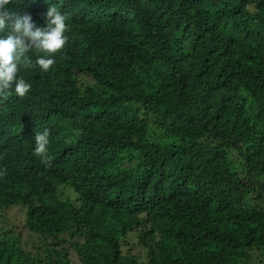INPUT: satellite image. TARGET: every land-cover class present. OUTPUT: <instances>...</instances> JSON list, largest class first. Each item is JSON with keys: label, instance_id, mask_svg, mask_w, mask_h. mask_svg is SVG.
Here are the masks:
<instances>
[{"label": "trees", "instance_id": "1", "mask_svg": "<svg viewBox=\"0 0 264 264\" xmlns=\"http://www.w3.org/2000/svg\"><path fill=\"white\" fill-rule=\"evenodd\" d=\"M52 5L64 48L0 98V264H264V0L10 7L42 25Z\"/></svg>", "mask_w": 264, "mask_h": 264}, {"label": "clouds", "instance_id": "2", "mask_svg": "<svg viewBox=\"0 0 264 264\" xmlns=\"http://www.w3.org/2000/svg\"><path fill=\"white\" fill-rule=\"evenodd\" d=\"M11 0H0V98L10 91L23 97L31 88L21 68H36L47 72L56 62V54L67 42L68 17L55 5L47 8L44 24L38 25L30 12L14 11ZM38 53L33 59L28 53ZM47 128L34 134L33 152L42 159L49 146Z\"/></svg>", "mask_w": 264, "mask_h": 264}, {"label": "rangeland", "instance_id": "3", "mask_svg": "<svg viewBox=\"0 0 264 264\" xmlns=\"http://www.w3.org/2000/svg\"><path fill=\"white\" fill-rule=\"evenodd\" d=\"M73 192V191H72ZM69 194L72 195L71 191H69ZM74 194V192H73ZM75 195V194H74ZM25 213V208L22 206H14L11 207L8 210L7 216H8V223L10 229L12 230V237L15 239H20L21 245L27 247L28 249L32 246L37 245L35 240V235L33 236L31 232H29L24 226H23V216ZM14 228V230H13ZM132 238L130 240V243L125 246L124 250L127 251L128 249L137 254V255H143L144 249L139 244L138 238L134 235V232L131 233ZM67 248L70 249L72 252V256L74 257L75 261L77 262L76 254L74 251V248L72 247V244L66 243Z\"/></svg>", "mask_w": 264, "mask_h": 264}]
</instances>
